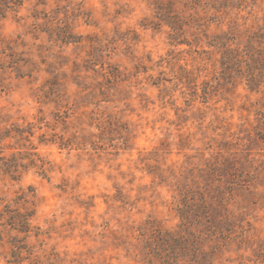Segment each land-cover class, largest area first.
<instances>
[{
    "label": "clouds",
    "instance_id": "1",
    "mask_svg": "<svg viewBox=\"0 0 264 264\" xmlns=\"http://www.w3.org/2000/svg\"><path fill=\"white\" fill-rule=\"evenodd\" d=\"M40 7L48 16L55 15L60 27L65 22L70 25L81 39L79 44L63 43L49 39L47 33L33 34L29 27L43 20L32 16V4L0 21V35L8 43L25 41L26 51L38 65L23 79L9 69L0 91V115L10 118L3 127L31 126L33 133H25L27 139L20 143L15 132L0 141L4 149L0 156L29 154L23 160L29 167L20 169L19 181L6 174L0 177V196L5 197L0 207L11 204L23 190L34 213L26 234L12 232L26 235L32 248L31 253H20L22 264H148L151 258L145 259L141 250L144 227L159 223L164 231H178L183 223L181 189L203 191L200 171L221 158L245 165V175L252 177L245 195L252 199L234 194L225 202L232 217H243V226L213 264H264L260 249L264 144L253 145L248 138L258 125L257 112L264 111V87L253 92L241 80L229 85L230 91L221 89L206 102L202 99L205 83L215 86L219 79L212 67L219 54L210 42L236 31L227 46L244 53L249 38L264 31V0H243L238 7L224 8L213 7L210 0L196 5L193 0H176L172 11L187 22L181 38L187 43L172 39L175 30L159 21L151 0H48ZM89 36L98 38L103 58L95 73L74 71L75 64L89 59L90 49L83 46ZM65 57L68 62L61 64ZM48 64H56L57 73L66 74L58 104L43 98L50 78ZM110 65H118L125 79L107 98L97 95L91 103H80L86 92L103 83ZM144 65L147 72L142 67L137 70ZM181 67L193 77L195 96L187 81L180 79ZM161 72L171 83L153 86ZM78 80L90 87L85 90ZM164 88L168 94L161 99ZM54 112L67 113V131L54 119ZM109 115L127 125L126 146L119 136L111 144L101 139ZM73 134L91 137L97 147L93 142L63 146L61 137L67 140ZM42 136L47 143L41 142ZM225 143L231 144L227 151L222 147ZM118 189L122 199L116 198ZM242 240L247 242L241 244ZM11 252L7 244L0 249V264H15Z\"/></svg>",
    "mask_w": 264,
    "mask_h": 264
},
{
    "label": "rangeland",
    "instance_id": "2",
    "mask_svg": "<svg viewBox=\"0 0 264 264\" xmlns=\"http://www.w3.org/2000/svg\"><path fill=\"white\" fill-rule=\"evenodd\" d=\"M48 0H0V21L7 19L9 12H15L17 9L25 4H32V16L39 20L42 19V23L33 24L29 27V31L35 34L37 31L47 33L48 38L56 42H73L79 44L80 37L74 35L71 26L65 22L64 27L59 26V22L56 20V16H48L46 12L40 7L41 5H46ZM152 4L157 10V16L160 22H166L170 24L175 30V34L172 37L174 41H181V38L185 36L184 25L187 23L178 16L173 14V5L176 0H151ZM194 5L200 4L201 0H193ZM213 7L224 8L228 6L238 7L243 0H210ZM197 25L199 21H194ZM152 26L154 28H159L158 22H153ZM3 29V24L0 23V30ZM264 33V31L259 32ZM228 36L229 40L234 39L237 35L236 31L231 34H225ZM196 38V42H199L196 34L193 33ZM36 38H39L38 36ZM123 38V37H122ZM133 39L138 40L139 36L134 35ZM187 43L186 40L181 41ZM15 45V47H13ZM90 49L88 55L89 59H86L83 64H75L74 71H85L93 72L96 71V65L100 63L104 51L103 46L100 45L98 38L89 36L87 41L83 45ZM17 49H20L17 51ZM27 43L23 40H15L12 43L0 35V91L5 88V80L7 79L6 73L11 69L16 74L17 79H23L24 77H30L34 70H38V65H36L30 58V54L26 51ZM218 58L213 62L212 67L214 71L219 72V79L215 86H210L205 83L202 93V99L204 102L207 98L216 95L221 89L225 91H230L229 85L233 87L235 84L244 78L241 75H237L236 72L226 69L222 62V48H216ZM151 57L149 56V60ZM208 59L211 61L212 56ZM42 63H47V60L42 59ZM68 58H62L61 64L67 63ZM102 66V65H101ZM219 66V67H217ZM143 68V71H148V66H138L137 70ZM46 71L50 74V78L47 80V91L44 92L45 102H56L59 103L61 96V89L63 88V78L66 76L65 73H57L56 64H48ZM227 73V75H225ZM229 73V75H228ZM228 76L231 78L229 79ZM125 79L124 74L120 71L118 65H110L108 68V76L104 78V81L100 85H96L91 92H86V94L81 98L80 103H91L97 95L107 98V94L117 85ZM180 79L182 81H187V86L191 90L193 96L196 95V90L192 87L193 77L191 73L185 72L183 67L180 69ZM259 88L252 90L253 92L258 91L264 87V79ZM171 83V80L164 76L163 72L152 81L153 86L159 87L163 82ZM82 87L87 90L90 86L86 84L83 80L77 81ZM249 88V87H248ZM250 89V88H249ZM251 90V89H250ZM168 94V89L164 88L161 92V99L164 95ZM243 107V106H242ZM264 109V105L261 106ZM54 119L63 125L65 131L70 128L67 123V113L61 115L58 112L52 113ZM257 116L259 119L258 125L248 133V138L253 145L264 144V111H258ZM10 119L0 115V129H3L4 123ZM127 125L121 123L120 119L109 115L105 121L104 134L101 139L105 140L107 143L111 144L112 139L116 136L121 137L125 141V146L127 145ZM64 138V137H63ZM65 140V139H64ZM65 142L68 145L78 142L81 144H87L93 142L92 138L89 136L76 137L75 134L69 136ZM93 146L97 147L94 142ZM103 148L102 145L99 146ZM222 147L227 151L230 149L231 144L225 143ZM117 151L115 155H119ZM246 167L245 165L236 160L221 158L214 163H209L207 168L201 170L199 176L204 182V190H193L192 188H182L181 193L183 197V204L179 210V215L183 218V223L181 224L178 231L171 232L175 235L183 236L187 240L194 235L198 239L197 248L199 249V258L206 255L207 259L211 264H213L214 257L222 251V249L228 245L231 241L233 234L236 232L237 228H242L243 217L234 218L232 214L228 211L226 207V201H228L234 194L243 196L245 200H251V194L245 195V186L251 181L252 177L245 175ZM3 174H0L2 177ZM19 181V180H14ZM29 191L35 192L34 187H30ZM123 192L119 189L116 193L117 199L123 198ZM27 193L21 190L17 196L12 200L10 205L11 209H18L21 212H25L28 209ZM5 197L0 196V205L3 204ZM26 199V201H25ZM88 203V202H82ZM12 205H15L13 207ZM5 205L0 207V249H3L5 245L12 250L11 254L14 257L15 264H22V259L20 253L27 251L31 253L32 248L26 243L27 236L20 237L17 235H12V232L22 233L14 230L5 221L4 217L7 214L4 213ZM156 231H164L159 223H150L144 227L141 232L143 237L142 252L145 255V259L149 257L148 264H165L163 262V254H157L156 249L158 246L154 240ZM165 232V231H164ZM247 241L242 240L241 244ZM207 249V250H206ZM260 249L264 250V242H260ZM261 254V253H258ZM205 260L203 264H207ZM177 264H192L190 256H181Z\"/></svg>",
    "mask_w": 264,
    "mask_h": 264
},
{
    "label": "trees",
    "instance_id": "3",
    "mask_svg": "<svg viewBox=\"0 0 264 264\" xmlns=\"http://www.w3.org/2000/svg\"><path fill=\"white\" fill-rule=\"evenodd\" d=\"M228 40V36L224 35L214 38L210 43L215 48H222V62L226 69L236 72L237 75H241V78H244L251 90L259 88L260 83L263 82L262 79H264V33L253 34L249 38L244 53L229 48L227 46ZM228 78L230 79L231 77L228 76ZM12 132H15L20 137L17 143L27 139L25 133L33 134L31 126L22 128L19 125H14L11 130L7 128L0 129V141L11 136ZM40 140L42 143L48 142L43 136ZM61 142L63 146L68 145L63 137H61ZM3 150V147H0V152ZM28 155L27 153H22L19 154V158L17 155H12L9 158L0 156V174L9 175L12 180H20L21 177L18 175L20 169L23 168L26 171L29 167V164L23 163V160L27 159ZM30 163L34 164L35 162L30 161ZM4 213L7 214V217H4L6 223L14 230L25 234L30 230L28 221L34 215L31 209L28 208L25 212H21L18 209H11L10 205H5ZM154 240L158 246L156 252L159 250L157 254H163V262L165 264H177L178 259L185 255L190 256L192 264H203L204 260L208 262L207 264H211L206 255L199 258L198 239L194 235L187 240L185 237L177 236L171 232L156 231Z\"/></svg>",
    "mask_w": 264,
    "mask_h": 264
}]
</instances>
